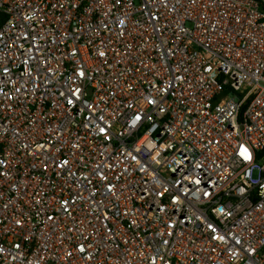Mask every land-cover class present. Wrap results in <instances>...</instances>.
<instances>
[{
  "label": "built area",
  "instance_id": "1",
  "mask_svg": "<svg viewBox=\"0 0 264 264\" xmlns=\"http://www.w3.org/2000/svg\"><path fill=\"white\" fill-rule=\"evenodd\" d=\"M0 264H264V0H0Z\"/></svg>",
  "mask_w": 264,
  "mask_h": 264
}]
</instances>
